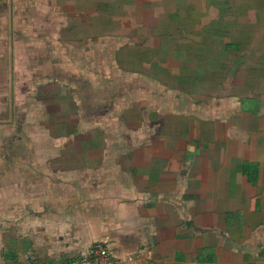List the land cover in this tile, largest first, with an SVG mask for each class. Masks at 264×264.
<instances>
[{"label": "crops", "instance_id": "obj_1", "mask_svg": "<svg viewBox=\"0 0 264 264\" xmlns=\"http://www.w3.org/2000/svg\"><path fill=\"white\" fill-rule=\"evenodd\" d=\"M264 264V0H0V264Z\"/></svg>", "mask_w": 264, "mask_h": 264}, {"label": "built area", "instance_id": "obj_2", "mask_svg": "<svg viewBox=\"0 0 264 264\" xmlns=\"http://www.w3.org/2000/svg\"><path fill=\"white\" fill-rule=\"evenodd\" d=\"M120 261L112 257L109 251L103 248H97L91 256L81 259H74L63 264H119ZM29 264V263H25Z\"/></svg>", "mask_w": 264, "mask_h": 264}]
</instances>
